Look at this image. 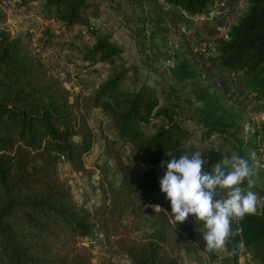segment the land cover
Instances as JSON below:
<instances>
[{"label":"trees","instance_id":"16d2710c","mask_svg":"<svg viewBox=\"0 0 264 264\" xmlns=\"http://www.w3.org/2000/svg\"><path fill=\"white\" fill-rule=\"evenodd\" d=\"M34 1L38 17L58 22L63 29L82 26L93 36L89 45L79 48L45 25L43 35H38L41 48L59 44L76 49L81 67L91 76L99 71L97 62L105 71L93 82L72 77L66 87L33 49L28 32L12 33L4 26L0 9V264H92L86 254L73 251L72 244L96 233L126 254L124 264H179L175 244L180 243L215 257V250L204 247L203 224L197 225L189 216L176 225L170 201L160 190L159 180L166 171L161 161L179 159L187 149L188 130L175 117L178 100L171 96L159 104L151 85L132 86L125 81L133 65L117 64L122 47L94 21L99 15L95 0H15V13L30 8ZM129 1L140 5L135 27L145 41V56L159 60L167 76L166 95L176 92L192 105L202 127L199 138L220 139V143L210 139L205 169L222 161L229 150L250 163L252 153L258 158V134L264 136V121L256 124L228 108L199 79L201 58L189 59L169 48L163 14L178 17L184 25L181 34L192 33L197 42L211 37V62L236 75L255 100L264 102V0H152L153 13L142 7L145 0ZM240 1L245 9L231 19L228 3ZM91 107L105 116L110 133L97 136L87 119ZM157 117L163 121L151 128ZM98 140V154L103 162H114L119 178L108 177L101 163L98 199L88 208L74 199L68 182L59 175L58 163L83 170V156L93 151ZM242 187H247L246 182ZM251 190L258 197L257 212L231 223L235 234L223 247L231 264L236 263L240 249L249 250L264 264V188L255 185ZM146 203L161 208L154 212ZM142 213L152 225L147 237L110 238L118 218Z\"/></svg>","mask_w":264,"mask_h":264},{"label":"rangeland","instance_id":"374dc122","mask_svg":"<svg viewBox=\"0 0 264 264\" xmlns=\"http://www.w3.org/2000/svg\"><path fill=\"white\" fill-rule=\"evenodd\" d=\"M95 1L98 5L99 15L94 18V21L109 33L112 40L118 45L123 46H121L122 50L124 48V53L116 56L117 64L120 66L133 65V69L126 71L125 81L132 86H136L140 82H146L151 85L158 98L159 104L166 103L171 96L173 99L178 100V106L175 108V117L189 133L188 139L186 140L187 149L185 153L190 155L191 152L197 148L206 152L210 139H212L213 143H220V139L218 137H212V135L208 138H199V131L202 127L196 120L192 105L181 100V95L178 96L179 94L176 92L166 95L165 92L168 91L166 85L167 76L162 72L163 70L159 60H151V58L145 56V53L148 52L145 47V41L142 36L137 33L135 27L139 25L138 21H136V14L140 13L138 9L140 5H138V3H132V5H130L129 0ZM152 2V0H145L142 3V7H145L149 13L154 12V9L150 7ZM32 5V8H27L18 13L14 11L12 16L6 17V15L3 14V24L12 33L28 32L29 41L33 49L38 51V55L45 60L48 68L60 77V80L66 87L69 86L68 80L72 77L83 79L82 81L89 82L90 80V82H93L94 80L96 81L102 71L104 74L105 68L98 62L95 66L100 72H93L94 76H91L86 69L82 68L81 65L83 61L76 49L61 48L59 44L41 48V44L38 43V35H43L42 31L45 25H49L50 30L55 34L61 32L63 37L75 43L79 48L89 45L93 40V36L87 34L82 26L74 25L69 26L68 29H63L58 22L51 21L45 23L42 22L43 19L38 16L36 17L37 20L35 18L33 21L26 22L29 9L32 10L34 14L36 13L34 7L37 5V1H34ZM228 5H231L233 11L231 19H234L241 13L246 6L243 1L228 3ZM158 11L160 13V10L156 8V12ZM163 15L165 17L167 16L165 24L168 25V31L165 33V37L169 48L182 52L189 59H192L194 56L199 59L201 58L202 69L200 68L201 73L199 74V79L206 83L211 90L219 94L228 108L239 113L243 118L252 119L256 124L260 121H264V102L262 100H255L252 97L253 94H250L246 88L240 85L236 75H231L229 72L222 70L215 63L211 62L212 60L208 57L210 56L208 47L209 42H211V37H206L203 42H197V38H195V35L192 33L181 34L184 25L178 17L172 16L169 12H165ZM201 36H203L202 33ZM190 50L193 51L192 55L189 53ZM87 119L98 137L105 131L111 132L105 116L102 115L97 108L91 107L88 110ZM162 121L163 119L161 117L155 118L151 122L152 125L150 124L151 128ZM258 135L259 153L256 159L264 164V136H261V132H259ZM100 145L101 140L96 141L93 151L83 156L84 169L81 171L71 170L64 161L58 163L59 175L68 182L74 199L88 208L98 199L97 185L100 175L99 166L101 163L106 166L108 177H115L116 180L119 178L118 169L114 162L110 159L103 162L102 156L98 154L97 149H99ZM127 153L126 150V156L128 155ZM232 154L233 152L229 150L227 157L230 158ZM254 179L256 180L257 186L264 188V168L258 170ZM225 197L226 192L221 191L220 198L223 199ZM215 198L218 199V197ZM151 205L154 204H144V206L152 208ZM189 216L194 223L201 226V223H197L194 215L190 214ZM115 223H117L115 228L117 233L111 234L110 238H115L118 235H135L137 239L145 238L149 235L152 228L149 216L146 213H142L137 217L124 214L123 217L118 218ZM72 246L74 248L72 249L73 251L86 254L92 264H99L102 262L124 264L128 262V258L124 252L117 250L113 244H110V240L109 242L106 241L104 237L98 233L81 237L78 241L74 242ZM175 248H177L176 250L179 252V254H177L179 257V264H231L230 260L225 257L224 248L215 250L217 255L213 258H208L206 253L199 247L185 249L180 243L175 244ZM235 264L261 263L257 258L252 256L249 250L248 253H246L244 249H240Z\"/></svg>","mask_w":264,"mask_h":264},{"label":"clouds","instance_id":"9594fccd","mask_svg":"<svg viewBox=\"0 0 264 264\" xmlns=\"http://www.w3.org/2000/svg\"><path fill=\"white\" fill-rule=\"evenodd\" d=\"M204 151L194 149L179 159L161 161L166 171L160 178V190L170 201L171 215L177 225L194 215L197 223H202L204 247L207 251L223 248L232 233L231 223H239L246 215L257 212L258 197L252 191L256 185L254 176L264 168L255 154L252 162L235 153L216 162L210 170L205 169L207 159ZM246 182L247 187H242ZM226 192V198H220V192ZM215 197H218L215 198ZM154 212L159 204L151 205ZM240 230L237 229V232Z\"/></svg>","mask_w":264,"mask_h":264},{"label":"built area","instance_id":"2783aa9c","mask_svg":"<svg viewBox=\"0 0 264 264\" xmlns=\"http://www.w3.org/2000/svg\"><path fill=\"white\" fill-rule=\"evenodd\" d=\"M14 1L15 0H0V9L3 12V14L6 15V17H8L10 15L12 16L14 14V11H15L14 10V3H15ZM27 17H34V18H36L37 15L34 14L33 12L29 11L28 14H27Z\"/></svg>","mask_w":264,"mask_h":264},{"label":"crops","instance_id":"0c3cea01","mask_svg":"<svg viewBox=\"0 0 264 264\" xmlns=\"http://www.w3.org/2000/svg\"><path fill=\"white\" fill-rule=\"evenodd\" d=\"M29 11H31V12H33L32 10H30L29 9ZM35 18L34 17H28V18H26V22L27 21H33ZM36 20H37V18H36ZM51 21H53V20H44L43 19V21L42 22H45V23H47V22H51ZM22 22V21H21ZM53 22H55V21H53ZM122 46V45H121ZM123 47V46H122ZM123 54L124 53V48H123V50L120 52V54Z\"/></svg>","mask_w":264,"mask_h":264}]
</instances>
